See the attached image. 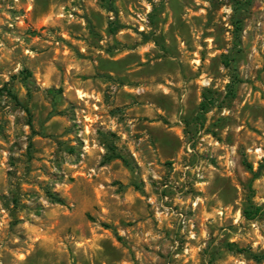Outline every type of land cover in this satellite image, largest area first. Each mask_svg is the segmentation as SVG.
Listing matches in <instances>:
<instances>
[{
	"label": "rangeland",
	"instance_id": "rangeland-1",
	"mask_svg": "<svg viewBox=\"0 0 264 264\" xmlns=\"http://www.w3.org/2000/svg\"><path fill=\"white\" fill-rule=\"evenodd\" d=\"M0 264H264V0H0Z\"/></svg>",
	"mask_w": 264,
	"mask_h": 264
},
{
	"label": "trees",
	"instance_id": "trees-1",
	"mask_svg": "<svg viewBox=\"0 0 264 264\" xmlns=\"http://www.w3.org/2000/svg\"><path fill=\"white\" fill-rule=\"evenodd\" d=\"M208 102H209V99L207 97H205V101H203L201 103L200 107H199L201 112H207V110H208ZM112 152H113L112 155H110V157L107 158L108 160L121 159V160H124V162H125V159H124V157L122 155L117 154L114 151H112ZM49 197L55 203H58V204H61V205L65 204V201L63 199L57 197L56 195L50 194ZM262 210H263L262 207H251L250 209H246L244 211V217L247 220H254L255 217L262 212Z\"/></svg>",
	"mask_w": 264,
	"mask_h": 264
}]
</instances>
